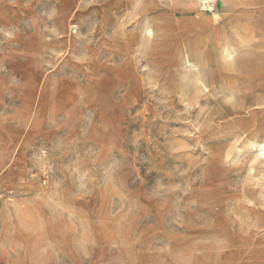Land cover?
<instances>
[{
	"label": "rangeland",
	"instance_id": "obj_1",
	"mask_svg": "<svg viewBox=\"0 0 264 264\" xmlns=\"http://www.w3.org/2000/svg\"><path fill=\"white\" fill-rule=\"evenodd\" d=\"M203 2L0 0V264H264V0Z\"/></svg>",
	"mask_w": 264,
	"mask_h": 264
},
{
	"label": "bare ground",
	"instance_id": "obj_2",
	"mask_svg": "<svg viewBox=\"0 0 264 264\" xmlns=\"http://www.w3.org/2000/svg\"><path fill=\"white\" fill-rule=\"evenodd\" d=\"M209 1H213V0H204V2L202 3V4H204V7H205V4ZM62 8L64 9V11H66L67 5L62 6ZM201 8H202V6H201ZM208 10L211 12L212 17H214V16L220 17L217 13L213 12V5L210 4L208 6ZM154 31H155V29L153 27L152 28L149 27L146 30V35L152 36ZM221 43L222 42H219V44H221ZM217 46H218V42H216V48H217ZM219 54H220L219 59L221 60V63H222L221 66L226 68L228 71H230L231 69L234 70L235 65L233 63V53H232L230 47L224 43L221 47V51ZM213 56H214V54H213ZM187 58H188V56H187ZM187 64L194 66L195 62L193 60H192V62H191V60H187ZM203 65L206 66V63L203 62ZM209 65L211 66V62H210V64H207V66H209ZM214 73L215 72L213 70H211V74H214ZM230 89L233 92V94H235V95L239 94L237 92V86L234 83L231 84ZM245 147L250 151H254L256 156L259 158V160L262 161V163L264 164V129H262L257 135H253V136L248 135L245 138Z\"/></svg>",
	"mask_w": 264,
	"mask_h": 264
}]
</instances>
